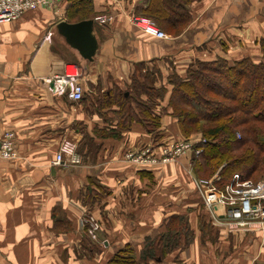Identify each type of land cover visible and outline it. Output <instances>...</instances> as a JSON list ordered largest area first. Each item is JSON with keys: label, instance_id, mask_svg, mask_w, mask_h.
<instances>
[{"label": "crops", "instance_id": "obj_1", "mask_svg": "<svg viewBox=\"0 0 264 264\" xmlns=\"http://www.w3.org/2000/svg\"><path fill=\"white\" fill-rule=\"evenodd\" d=\"M70 1L55 0L48 9L28 12L0 27V137L6 131L12 132L17 154L13 161L0 159V264H106L126 244L138 259L145 239L163 233L164 219L171 215L161 218L153 214L146 218V212L126 207L122 210L126 218L122 226H116L117 220L109 216L110 235H105L107 230L102 233L106 240L103 239L104 250L99 257L89 252L92 257L87 263L74 247L82 237L78 191L85 190L84 198L89 199L90 205L101 201L97 210L107 215L114 196L122 194L129 203L136 202L144 189L143 182L154 180L150 170L153 167L149 165L139 167L100 157V153L134 148L139 143L148 145L149 135L132 123L121 131V139H101L96 131L115 127L112 111L117 109L104 108L101 115L91 110L105 92L129 89L142 70L156 76V89H167L160 103L164 108L170 96L167 79L173 74L185 78L194 62L223 59L232 63L249 58L259 63L261 57L264 64L259 48L264 41V0H90L92 10L88 15L92 19L109 13L114 21L108 26L98 25L99 50L91 64L69 50L78 62L83 90L82 100L73 103L64 95L50 92L47 82L67 71V63L58 52L64 45L54 29L67 20L65 11ZM155 8L161 18L158 22L164 24L160 25L164 33L181 30L175 35L165 33L167 38L157 40L141 34L126 19ZM252 46L259 51L253 52ZM168 121L162 129L175 134L176 125ZM64 143L73 146L79 156L83 154L81 164L52 163ZM93 143L101 149L90 157L88 148ZM51 169L55 170L53 175ZM73 188L76 195L68 197L67 189ZM149 218L156 224L152 225ZM63 226L69 227L71 233H56ZM118 226L122 234L115 230ZM201 244L206 247L213 243L208 240ZM243 252L231 259L216 258L209 251L201 254L207 264L222 260L221 264L261 262L251 254L248 259L240 257ZM172 258L157 264H173Z\"/></svg>", "mask_w": 264, "mask_h": 264}, {"label": "trees", "instance_id": "obj_2", "mask_svg": "<svg viewBox=\"0 0 264 264\" xmlns=\"http://www.w3.org/2000/svg\"><path fill=\"white\" fill-rule=\"evenodd\" d=\"M91 8L90 0H71L65 11L66 22L92 20L90 17H85L91 13ZM157 14L155 8V10H147L143 15L151 18L158 17ZM75 18L80 19L74 21ZM260 48L264 59V44H261ZM62 49L65 51L64 47ZM70 61L74 65L78 64L74 59ZM229 83L230 86L227 87ZM167 84L170 87V96L165 107L158 110L159 116L154 107L163 102L168 91L164 87L159 89L154 87L152 73L132 80L130 89L133 96L128 88L125 92L112 90L102 94V99L96 104L98 110L93 109H96L99 115L100 110L115 107L117 110L112 111V122L117 128L102 130L105 134L100 136L97 134L98 137L118 140L121 131L136 123L147 134L154 135V139L159 137V140L162 138L159 133V119L162 115H167L176 118L179 132L184 136L189 135V127L203 125L198 132L202 134L204 144L199 143L194 146L200 148L201 152L198 155L191 154L189 162L194 176L206 172L211 174L219 170L222 164L219 173L221 181H227L233 173H240L251 180L252 176L263 171L264 64L262 62L255 63L249 58L232 63L223 59L204 63L194 62L185 78L173 74L167 79ZM221 85L226 86L227 89L221 90ZM142 96L146 98L145 101L142 100ZM132 100L136 106L130 104ZM196 130L192 131L196 132ZM237 135L239 139H236ZM186 219L181 215H172L164 219L165 233L158 235L157 238H146L138 259L133 249L126 244L119 247L106 264H147L149 261L162 263L168 252L181 250L191 243L192 233L188 224L181 226L179 231L177 227L175 228V224L183 225ZM178 237L184 239V242L179 244ZM154 240L159 241L160 247L157 252L154 251ZM89 251L95 252L94 249Z\"/></svg>", "mask_w": 264, "mask_h": 264}, {"label": "rangeland", "instance_id": "obj_3", "mask_svg": "<svg viewBox=\"0 0 264 264\" xmlns=\"http://www.w3.org/2000/svg\"><path fill=\"white\" fill-rule=\"evenodd\" d=\"M119 14V13H118ZM131 16V15H130ZM85 17H92L90 15H87ZM134 17L139 18V19H146L149 20L153 26L162 31L160 29V25L163 26L164 24L160 21V15L158 17H148L144 16L141 14L134 15ZM129 16L126 17L128 19ZM165 14L163 21L165 19ZM80 19V18H75V20ZM181 28H178L174 32L171 30L169 32H165L168 35H175ZM163 32V31H162ZM164 33V32H163ZM164 33V34H165ZM261 44H264V41L261 42ZM259 45V48L261 46ZM63 47V46H62ZM253 47V52H258L259 49L254 46ZM65 51L60 50L58 48V52H60L61 57H63L65 63H67V68L68 71H71L72 65L71 64V58L69 55L72 56L71 51L67 47L64 46ZM260 53H261V48H260ZM262 54V53H261ZM76 60V59H74ZM257 60V59H255ZM261 62V57L259 59ZM254 62V61H253ZM256 63V62H255ZM145 74H149L146 70H142L140 72V75L138 76L137 79L141 78V76H144ZM154 82H156V76H153ZM168 86V84H166ZM230 86V83L228 84L227 87ZM226 86L221 85V90L227 89ZM133 96L134 94L131 92V89H128ZM167 90V89H166ZM142 100L145 101L146 98L142 96ZM219 100V99H218ZM131 105L136 106V103L132 100ZM162 104H159V106H155L154 109L157 111L156 114L158 115V110L162 108ZM98 110V108H97ZM96 109L91 110V113L97 114ZM101 115V113H99ZM159 116V115H158ZM169 120L168 122L170 123L171 120L174 122L176 125L170 123V125H173L175 130L173 133L175 134H168L169 132L166 131V129H162V127L165 125V121ZM229 120V119H228ZM227 120V121H228ZM160 121V129L159 133L162 135V138L158 140L156 137L154 139V135L152 136L151 134L149 135L150 138V143L148 145H144L139 143L140 145H135L133 147L129 148H123L121 151L115 152V150H112V152L108 153H100V157L102 159L108 160V161H119L120 163H130L128 156L130 154L137 155L139 154L142 150L145 151L146 149H149L151 152L157 150L154 148V145H158L160 149L156 151V159L158 161H161L164 155H167L171 152H174V148L171 147V144L173 145H179L183 142L190 141L194 146H196L197 142L203 140V136L201 133L198 131L202 129V124L191 126L189 127L190 132L189 135L184 136L182 133L179 132L178 125L176 123V118L174 117H168L167 115H162L161 118L159 119ZM230 121V120H229ZM232 124H230L231 126ZM167 126V125H166ZM195 127V128H193ZM117 128V127H114ZM194 129H197L196 132L192 131ZM118 130V129H116ZM125 130V129H124ZM93 130L92 132H94ZM169 131V130H168ZM101 135L105 134L103 132H97L96 135ZM121 135V134H120ZM119 135V136H120ZM238 136V135H237ZM236 136V137H237ZM122 136H120V139ZM237 139V138H236ZM127 143V140L125 141ZM141 147V148H140ZM165 148H168L169 150L165 152ZM90 151L87 153V156L91 155H97L100 151V146L95 145L94 143L92 144L91 147L88 148ZM158 152V153H157ZM191 154H194V150H189L186 154L181 155V156H176L172 160V163L169 164H161L159 165L156 164L155 166H152V174L154 180H145L144 183V189L142 190V193H139V195L135 200H131L130 203L128 200H126L125 195H117L112 198V205L108 209L107 215L102 212V210H97L100 208V202L95 206L89 204V199L84 198V189H81L80 191L75 190V188L69 190L67 189V195L70 197L71 195H76L77 193V205L82 211V215H88V216H95L101 226V228L96 231L94 234L95 238H91V233L89 230L87 231V227H82L81 225V220H83V216L80 218V225H81V239L80 243H76L74 245L75 249H77V253L83 256V260L91 261L90 257H92L89 252L90 249L95 250V254L99 257L101 255V252L104 250V245L103 243L106 240V236L110 235L108 228H110L111 225V220L109 216H112L115 221V225H123L126 223V218H124V213L122 210L125 211L126 207H133L137 208L140 210L141 213L146 212V218L150 215H158L162 217H167L169 215H177V216H185L187 219L184 221L183 225H177L175 224V228L177 227L178 231L180 228L184 227L185 224L189 225V230L192 233V240L191 243L187 247L181 248V250L173 251V252H168L163 259L162 262L166 261V259L172 258L173 254L175 256L172 258L173 264H207L206 261L201 254L203 251L207 252L209 251L214 257L218 258H226V259H231L232 256L234 257L238 252L244 251L241 253L242 255L240 257H245L248 259V255L251 254L253 258L256 256L258 257V264H264V227L261 230L254 231L257 228L258 221L256 220H249L248 219V224L245 227H237L236 223H234L230 218L225 216L222 218L221 216L218 218V214H222V210L227 208L224 206H215L211 207L209 210L206 209L202 203V193L200 192L198 182L200 181H212L215 182L216 178L219 177L220 170L223 166V164L219 167V170H215L211 174L209 172L197 174L194 176L192 171L193 169L190 166V158ZM79 156V155H78ZM82 157L83 154L79 156L80 161L82 162ZM155 167V169H154ZM192 171V172H191ZM228 179V178H227ZM226 179V180H227ZM251 181L253 183H259V182H264V169L263 171L257 173L256 175L251 177ZM225 182V180L223 181ZM137 185V184H135ZM138 192V191H136ZM98 201V200H96ZM124 203V204H123ZM126 204V205H125ZM124 205V206H123ZM131 207V208H132ZM149 214V215H147ZM57 215V213H56ZM59 216V214H58ZM60 217V216H59ZM61 218V217H60ZM118 222V223H117ZM149 222H151L152 225H155L156 223H153L151 218H149ZM186 222V223H185ZM188 222V223H187ZM159 224V223H158ZM121 226L114 227L116 231H119V234H122L120 232ZM182 226V227H181ZM173 228V230L175 229ZM108 231L107 234L102 235L105 231ZM45 233V232H44ZM56 233H59L61 235L63 234H69L71 233L69 227L63 226L60 228ZM115 232L112 233V235L116 236L114 234ZM125 233V232H123ZM165 232H163L164 234ZM118 234V235H119ZM162 234V233H161ZM56 235V234H54ZM117 235V236H118ZM157 238V237H156ZM103 239H105L103 241ZM78 240V239H77ZM179 241V244L184 242V239H180L179 237L177 238ZM209 240L210 243H213L210 245H207L206 247H203L201 243L207 242ZM155 241V240H154ZM161 243V242H160ZM155 246H154V251L157 252L159 246V241H155ZM232 246V247H231ZM190 247V248H189ZM189 248V251L186 253L185 252ZM251 248H253L251 250ZM143 248L139 252H142ZM134 251V250H133ZM135 251H138L137 249ZM160 251V249H159ZM253 252V253H250ZM183 253V259H180V256ZM234 253V255H233ZM135 255V253H134ZM140 255V253H139ZM223 255V257H222ZM246 255V256H245ZM46 257L48 260V251L46 252ZM136 257V256H135ZM224 260L218 262V264L223 263ZM95 264V263H94ZM147 264H157L156 262L149 261ZM242 264H256L255 261H243Z\"/></svg>", "mask_w": 264, "mask_h": 264}, {"label": "built area", "instance_id": "obj_4", "mask_svg": "<svg viewBox=\"0 0 264 264\" xmlns=\"http://www.w3.org/2000/svg\"><path fill=\"white\" fill-rule=\"evenodd\" d=\"M55 0H0V27L4 24H10L19 20L24 14L39 9H48L52 7ZM133 27L138 29L141 34L162 40L167 36L160 30L156 29L153 24L146 19H139L134 15L129 16L127 19ZM94 21L100 26L111 25L114 21L112 14H103L94 18ZM73 70L72 75L66 73L55 76L53 79L47 82L51 85L49 91L57 96L64 95L69 101L73 103H79L83 98V90L79 82V68L75 65L70 67ZM14 134L10 131H6L0 137V159L13 161L16 159L17 154L15 150ZM239 139V136H237ZM204 144V140L197 142V144ZM196 144V145H197ZM193 144L190 141L183 142L179 145L171 144L174 148V152L164 155L161 161L156 158V151L160 149L157 146V150L151 152L149 149L141 151L137 155L130 154L128 156L129 162L132 165L144 167H152L159 163L169 164L172 163V159L176 156L186 154L189 150H194V154L198 155L201 152L200 148L192 147ZM165 148V152L168 151ZM158 153V152H157ZM54 165L60 166H76L81 164L78 154L75 152L73 146L68 143H64L58 149L53 162ZM200 192L202 193V203L206 209H210L215 206H226L227 208L222 210V214H218V218L221 216L224 218L227 216L236 223L237 227H245L249 220H256L258 225L256 230L258 231L264 227V182L253 183L250 179H247L240 173H233L227 181L223 182L220 177L216 178L215 182L212 181H200L198 182ZM82 227H87V231L91 233V238H95V232L98 231L101 226L96 218L93 216L83 215L81 220ZM249 225V224H248Z\"/></svg>", "mask_w": 264, "mask_h": 264}, {"label": "water", "instance_id": "obj_5", "mask_svg": "<svg viewBox=\"0 0 264 264\" xmlns=\"http://www.w3.org/2000/svg\"><path fill=\"white\" fill-rule=\"evenodd\" d=\"M100 26V25H99ZM98 24L92 20H83L76 23L61 21L54 29L63 45L69 50L74 51L80 60L91 64L99 50L97 41ZM127 96V94H126ZM53 175L54 169H51Z\"/></svg>", "mask_w": 264, "mask_h": 264}, {"label": "bare ground", "instance_id": "obj_6", "mask_svg": "<svg viewBox=\"0 0 264 264\" xmlns=\"http://www.w3.org/2000/svg\"><path fill=\"white\" fill-rule=\"evenodd\" d=\"M67 70H68V68H67ZM67 74H68V75H72V74H73V70H71V71L69 70V71L67 72Z\"/></svg>", "mask_w": 264, "mask_h": 264}]
</instances>
